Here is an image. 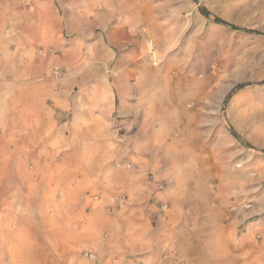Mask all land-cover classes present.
Instances as JSON below:
<instances>
[{
  "label": "crops",
  "instance_id": "obj_1",
  "mask_svg": "<svg viewBox=\"0 0 264 264\" xmlns=\"http://www.w3.org/2000/svg\"><path fill=\"white\" fill-rule=\"evenodd\" d=\"M148 16L135 0H0V264H76L79 237L98 255L88 264H264V205L242 238L193 199L179 162L193 148L174 137L184 109L139 86ZM89 189L98 204L77 227ZM122 195L137 213L117 208Z\"/></svg>",
  "mask_w": 264,
  "mask_h": 264
},
{
  "label": "rangeland",
  "instance_id": "obj_2",
  "mask_svg": "<svg viewBox=\"0 0 264 264\" xmlns=\"http://www.w3.org/2000/svg\"><path fill=\"white\" fill-rule=\"evenodd\" d=\"M135 1L149 8L146 18L151 30V49L136 65L137 71L148 72L149 77L140 80L139 86L155 87L157 103L184 109L175 113L179 136L174 137L193 148L179 161L188 171L185 183H193L194 178L198 183L197 191L191 193L193 199L210 201L225 212L227 220L233 203L251 205L249 210L240 209L232 215L237 235L243 238L245 227L260 217L252 212L264 205V0ZM202 10L210 16H203ZM215 18L257 33L232 30L216 24ZM44 52L39 50L40 55ZM65 74L64 70L53 72L61 89ZM154 74L167 90L153 85ZM242 84L251 85L233 93L225 103L228 94ZM59 120L63 122L57 123V129L68 135L64 127L69 118L61 116ZM164 120L170 123L173 119ZM136 163L124 161V166L132 168ZM193 168L200 170V175L193 177ZM97 196L89 189L86 202L79 203L77 227L84 226L86 213L98 204ZM122 196L124 199L116 200L123 203L117 208L126 216L137 213L134 207H126L128 197ZM106 211L109 213L108 207ZM89 245L90 239L76 238V264H88L84 253L92 249Z\"/></svg>",
  "mask_w": 264,
  "mask_h": 264
},
{
  "label": "built area",
  "instance_id": "obj_3",
  "mask_svg": "<svg viewBox=\"0 0 264 264\" xmlns=\"http://www.w3.org/2000/svg\"><path fill=\"white\" fill-rule=\"evenodd\" d=\"M124 199L123 196H119V197H116L115 199L118 201L120 199ZM251 208V205L250 204H244V203H241V204H237V203H233L231 206H230V211H229V216H228V220H232V215H234L238 210L240 209H243V210H249ZM164 209H167V206H164ZM84 258L92 263H97L98 262V255H96L95 253L93 252H85L84 253ZM136 264H143L141 262H138Z\"/></svg>",
  "mask_w": 264,
  "mask_h": 264
},
{
  "label": "trees",
  "instance_id": "obj_4",
  "mask_svg": "<svg viewBox=\"0 0 264 264\" xmlns=\"http://www.w3.org/2000/svg\"><path fill=\"white\" fill-rule=\"evenodd\" d=\"M201 12H202L203 16H205V17H209V16H210V13H208L206 10H202ZM214 22H215L216 24H219V25H222V26H226V27H228V28H230V29H232V30L242 31V32H246V33H254V34L257 33L256 31H250V30L240 29V28H238V27H236V26H234V25H232V24H230V23H228V22H226V21H223V20L220 19V18H215V19H214ZM260 84H263V83H260ZM249 85H251V84H242V85L237 86L235 89H233V90L228 94V96H227L226 99H225V103L228 102V101L231 99L233 93H235L236 91H238V90H240V89H243V88H245V87H247V86H249ZM234 135L237 137V134H236V133H234Z\"/></svg>",
  "mask_w": 264,
  "mask_h": 264
}]
</instances>
